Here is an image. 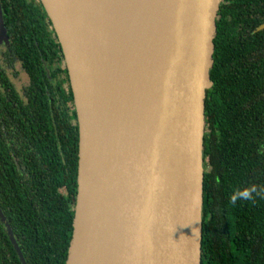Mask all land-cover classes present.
Listing matches in <instances>:
<instances>
[{
  "label": "water",
  "instance_id": "obj_1",
  "mask_svg": "<svg viewBox=\"0 0 264 264\" xmlns=\"http://www.w3.org/2000/svg\"><path fill=\"white\" fill-rule=\"evenodd\" d=\"M40 2L79 131L66 264H202L206 92L222 0H90L85 12L99 17H83L84 36L68 15L80 0ZM0 222L24 263L1 207Z\"/></svg>",
  "mask_w": 264,
  "mask_h": 264
},
{
  "label": "trees",
  "instance_id": "obj_2",
  "mask_svg": "<svg viewBox=\"0 0 264 264\" xmlns=\"http://www.w3.org/2000/svg\"><path fill=\"white\" fill-rule=\"evenodd\" d=\"M12 52L30 76L0 93V264H66L77 195L79 131L64 55L40 0H7ZM12 5V7L10 6ZM4 14V13H3ZM264 0H222L204 132L202 264H264ZM27 101L29 106L23 104ZM18 112V113H17ZM16 116L15 122L7 119ZM4 117V120H1ZM6 129V130H5ZM256 188L249 200L233 194Z\"/></svg>",
  "mask_w": 264,
  "mask_h": 264
},
{
  "label": "flooded vegetation",
  "instance_id": "obj_3",
  "mask_svg": "<svg viewBox=\"0 0 264 264\" xmlns=\"http://www.w3.org/2000/svg\"><path fill=\"white\" fill-rule=\"evenodd\" d=\"M4 2L6 4L7 0H0L1 7L4 13L3 14L4 22H8L5 19L7 11L5 9ZM10 6L12 7V5ZM262 28H264V24H261L258 27V30ZM12 47L13 46L11 42L8 44H4V43L0 44V74H4V76H6L7 81L12 86L16 87L18 93L20 94V97L26 99L28 97L26 88L30 85L31 79L27 71L21 66L20 60L17 58L16 54H14L11 51ZM23 75L25 77H23ZM0 93H2L5 97H7L6 87L1 78H0ZM2 104L3 103H0V115L2 114V110H1ZM23 104L26 106H29V103H27L26 100L23 101ZM6 116L10 122L16 121L15 115L8 114ZM1 120H4V117H1ZM15 134H16V131H13V128L10 127L9 132L5 131L4 135L0 134V136H4V139H5L4 141L7 143V147H10V151H11L12 156L14 157L15 164L19 168L20 167L19 162L14 155V148L12 147L11 142H10V136H14Z\"/></svg>",
  "mask_w": 264,
  "mask_h": 264
},
{
  "label": "bare ground",
  "instance_id": "obj_4",
  "mask_svg": "<svg viewBox=\"0 0 264 264\" xmlns=\"http://www.w3.org/2000/svg\"><path fill=\"white\" fill-rule=\"evenodd\" d=\"M62 1V0H60ZM90 0H80V5L78 7V9L73 12V11H69L68 15L71 19L75 20L73 23V29L76 31V33L84 36L85 34H87V26L82 25V19L83 17L88 18L90 24L97 21L98 19V15L94 10L85 12L88 6ZM98 1V6L103 7L105 6L106 0H97ZM81 40V39H79ZM75 63H77V60L75 59ZM194 233L196 234V227L194 229Z\"/></svg>",
  "mask_w": 264,
  "mask_h": 264
},
{
  "label": "clouds",
  "instance_id": "obj_5",
  "mask_svg": "<svg viewBox=\"0 0 264 264\" xmlns=\"http://www.w3.org/2000/svg\"><path fill=\"white\" fill-rule=\"evenodd\" d=\"M256 191L257 190L255 187H251V188L239 191V192L233 194V196L231 197V202L235 203L237 200H249V199H251L252 194Z\"/></svg>",
  "mask_w": 264,
  "mask_h": 264
},
{
  "label": "rangeland",
  "instance_id": "obj_6",
  "mask_svg": "<svg viewBox=\"0 0 264 264\" xmlns=\"http://www.w3.org/2000/svg\"><path fill=\"white\" fill-rule=\"evenodd\" d=\"M64 65H65V67H66V63H65V61H64ZM67 68V67H66ZM23 77H25L24 75H23Z\"/></svg>",
  "mask_w": 264,
  "mask_h": 264
}]
</instances>
